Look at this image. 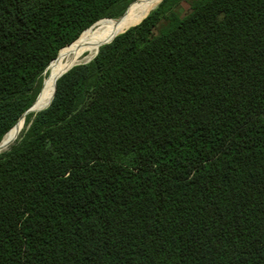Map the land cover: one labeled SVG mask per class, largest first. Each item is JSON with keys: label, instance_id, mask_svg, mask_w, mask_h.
Here are the masks:
<instances>
[{"label": "trees", "instance_id": "trees-1", "mask_svg": "<svg viewBox=\"0 0 264 264\" xmlns=\"http://www.w3.org/2000/svg\"><path fill=\"white\" fill-rule=\"evenodd\" d=\"M135 1L0 0V141ZM99 45L0 154V264H264V0H162Z\"/></svg>", "mask_w": 264, "mask_h": 264}, {"label": "bare ground", "instance_id": "bare-ground-1", "mask_svg": "<svg viewBox=\"0 0 264 264\" xmlns=\"http://www.w3.org/2000/svg\"><path fill=\"white\" fill-rule=\"evenodd\" d=\"M159 1L160 0H142L140 4L134 5L131 8L127 18L119 25H115L111 21H100L92 25L85 32L81 33V36L77 41H74L75 43L73 42L69 46L60 50L56 60L47 69L48 74L47 76L45 75V80H43V87L39 93L33 112H37L48 106L53 96L54 82L63 72L74 65L91 61L97 54L99 43L102 44L103 42L108 41L112 36L124 32L134 23H138L153 9L155 5L159 3ZM104 39L106 40L103 41ZM23 118L19 119L16 126L6 134L4 138L5 141L8 139L14 140L17 137L23 128ZM8 147L9 145L6 146L1 153L6 151Z\"/></svg>", "mask_w": 264, "mask_h": 264}, {"label": "water", "instance_id": "water-1", "mask_svg": "<svg viewBox=\"0 0 264 264\" xmlns=\"http://www.w3.org/2000/svg\"><path fill=\"white\" fill-rule=\"evenodd\" d=\"M162 0H160L159 1V3L161 2ZM142 2V0H137V1H135L134 3H132L131 5H129L128 7H127V9L125 10V12L120 16V17H118V18H116V19H102V20H106V21H111V22H113L115 25H119L120 23H122L126 18H127V16L129 15V12H130V10H131V8L134 6V5H138V4H140ZM159 3L152 9V10H154L158 5H159ZM151 10V11H152ZM150 11V12H151ZM149 12V13H150ZM148 13V14H149ZM147 14V15H148ZM146 15V16H147ZM145 16V17H146ZM144 17V18H145ZM143 18V19H144ZM143 19H141L138 23H134L132 26H130L129 28H131V27H135V26H137ZM102 20H99V21H102ZM99 21H97V22H99ZM96 22V23H97ZM96 23H94V24H96ZM93 24V25H94ZM128 28V29H129ZM128 29H126L125 31H127ZM124 31V32H125ZM124 32H121V33H119V34H122V33H124ZM119 34H117V35H119ZM117 35H115L114 37H116ZM113 37V38H114ZM112 38V39H113ZM112 39L111 40H109V41H105V42H103L102 44H101V46H103V45H105V44H108V43H110L111 41H112ZM60 52V51H59ZM59 52H58V55H59ZM58 55H57V57H58ZM56 57V58H57ZM56 59H54L53 61H55ZM52 61V62H53ZM51 62V63H52ZM90 62V61H89ZM89 62H84V63H80V64H77V65H74V66H72L71 68H73V67H75V66H78V65H83V64H87V63H89ZM51 63L49 64V66L51 65ZM48 66V67H49ZM48 67H47V69H48ZM71 68H69L68 70H66L65 72H63L58 78H60L63 74H65L66 72H68ZM46 69V70H47ZM54 91H55V86H54ZM54 91H53V96H54ZM53 96H52V98H53ZM38 97H39V94L37 95V97H36V99H35V101L33 102V104L31 105V107L19 118V119H21V118H23L24 116H26V115H28V114H30V113H33V111H34V106L36 105V102H37V100H38ZM52 100V99H51ZM51 103V102H50ZM50 103L48 104V106L50 105ZM47 106V107H48ZM46 107V108H47ZM46 108H44V109H41V110H39L38 112H40V111H43V110H45ZM17 124V123H16ZM16 124L14 125V126H16ZM7 134V133H6ZM6 134L3 136V138L1 139V141H0V154H1V152L4 150V148L6 147V146H10L12 143H13V140L12 139H8L7 141H5L4 140V138H5V136H6Z\"/></svg>", "mask_w": 264, "mask_h": 264}, {"label": "rangeland", "instance_id": "rangeland-1", "mask_svg": "<svg viewBox=\"0 0 264 264\" xmlns=\"http://www.w3.org/2000/svg\"><path fill=\"white\" fill-rule=\"evenodd\" d=\"M155 6H156V5H155ZM155 6H154V7H155ZM154 7H153V8H154ZM176 10H177V13H178L180 16H183V15L185 14L186 10H187V5H186L185 3H182L181 5H179V6L177 7ZM33 113H36V112H33ZM24 118H25V117H24ZM23 129H24V126H23L22 130H23ZM22 130H21V131H22ZM21 131H20V133H21ZM20 133H19V134H20ZM19 134L17 135V137L19 136ZM17 137H16V138H17ZM16 138H15V139H16ZM15 139L13 140V142L15 141Z\"/></svg>", "mask_w": 264, "mask_h": 264}]
</instances>
